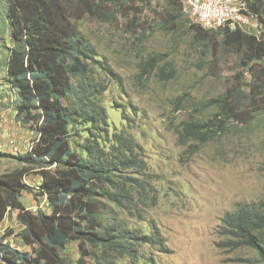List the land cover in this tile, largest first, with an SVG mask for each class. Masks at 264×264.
Segmentation results:
<instances>
[{
  "label": "trees",
  "instance_id": "trees-1",
  "mask_svg": "<svg viewBox=\"0 0 264 264\" xmlns=\"http://www.w3.org/2000/svg\"><path fill=\"white\" fill-rule=\"evenodd\" d=\"M166 1L168 15L176 20L184 11L182 1ZM248 5L264 33V0H248ZM127 13L124 0H0V81L9 91L15 117L37 134L28 150L12 155L21 168L0 173V223L19 211L15 218L22 227L17 235L29 247H14L6 240L13 233L8 230L0 235V264H61V253L72 240L78 241L81 262L98 247L110 255L135 257L137 246L161 243L159 230L142 233L127 228L106 207L134 204L137 176L125 171L141 173L143 166L136 144L124 133L105 145L104 86L95 70H112L96 58V48L79 23L86 16L112 22ZM196 27L218 34L230 52H241L240 63L250 80L248 90L239 83L241 77L233 90L195 104L197 115L178 131L179 142L193 141L187 152L197 151L228 120L242 122V115L264 113V36L227 27ZM157 64V56L143 60L141 73ZM28 173L40 177L37 186L15 178ZM24 192L46 195L50 211L28 210L21 200ZM220 233L228 246L251 248L264 260V198L225 212ZM101 259L115 264L111 258Z\"/></svg>",
  "mask_w": 264,
  "mask_h": 264
},
{
  "label": "rangeland",
  "instance_id": "rangeland-1",
  "mask_svg": "<svg viewBox=\"0 0 264 264\" xmlns=\"http://www.w3.org/2000/svg\"><path fill=\"white\" fill-rule=\"evenodd\" d=\"M124 2L127 17L103 22L86 16L79 23L96 58L112 70H95L104 86L105 145L124 133L136 144L143 166L141 173L125 171L137 176L134 204L106 207L127 228L159 230L161 243L137 246L135 257L110 255L98 247L81 262L78 241L72 240L61 253V264H100L104 256L115 264H264L253 249L228 246L220 233L225 212L264 198V113L242 115V122L228 120L195 152H187L192 140L178 141L182 125L198 113L197 102L233 90L241 77L239 83L248 90L242 53L225 49L215 32L197 30L183 10L173 19L166 0ZM152 56L158 64L142 74L141 62ZM8 94L0 81V153L8 154L0 156V173L17 172L22 164L12 155L28 150L37 138L34 127L15 117ZM15 178L32 187L41 180L33 173ZM21 200L32 212L50 211L46 195L24 192ZM19 213L0 223V235L12 231L6 240L29 250L17 235Z\"/></svg>",
  "mask_w": 264,
  "mask_h": 264
},
{
  "label": "bare ground",
  "instance_id": "bare-ground-1",
  "mask_svg": "<svg viewBox=\"0 0 264 264\" xmlns=\"http://www.w3.org/2000/svg\"><path fill=\"white\" fill-rule=\"evenodd\" d=\"M181 1L184 12L204 29L228 28L229 24H231L232 30L240 29L250 34L264 36L261 23L248 22L244 19V15L253 16L256 14L249 8L248 0H221L220 16H216L213 21H207L201 17L198 9H190V3L187 0Z\"/></svg>",
  "mask_w": 264,
  "mask_h": 264
},
{
  "label": "built area",
  "instance_id": "built-area-1",
  "mask_svg": "<svg viewBox=\"0 0 264 264\" xmlns=\"http://www.w3.org/2000/svg\"><path fill=\"white\" fill-rule=\"evenodd\" d=\"M190 3V9H198L199 15L207 21L215 20L216 16H220L221 0H187ZM243 15V14H242ZM248 22L261 23L257 14L253 16H245ZM232 30L231 24L228 26Z\"/></svg>",
  "mask_w": 264,
  "mask_h": 264
}]
</instances>
